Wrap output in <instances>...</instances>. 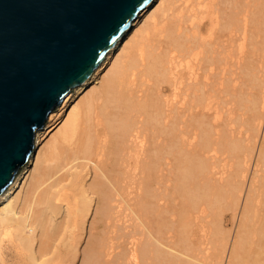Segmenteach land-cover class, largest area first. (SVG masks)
Here are the masks:
<instances>
[{"label": "bare ground", "instance_id": "obj_1", "mask_svg": "<svg viewBox=\"0 0 264 264\" xmlns=\"http://www.w3.org/2000/svg\"><path fill=\"white\" fill-rule=\"evenodd\" d=\"M259 51H264V0H154L88 82L67 95L36 133L28 165L0 197V264H102L110 253H100L102 245L118 262V245H108L115 234L109 231L111 239L100 244L98 225L122 223L127 216L133 218H125L129 223L132 216L139 221L128 223L136 228H129L128 237L126 227L121 234L129 238L127 264H243L251 253L253 263L244 264H264V252L254 247L264 239V224L256 223L264 211ZM247 126L252 134L246 140ZM191 152L199 162L196 176H202H190L201 182L195 187L192 179L194 207L222 200L235 215L240 210L232 244L230 235L218 240L216 227L210 247L172 233L175 241L169 229L165 236L163 203L157 208L154 199L151 207L146 198L161 190L164 175L177 177L178 157L184 161ZM149 209L155 216L159 210L153 216L161 224L151 221ZM109 258L105 264L113 263Z\"/></svg>", "mask_w": 264, "mask_h": 264}, {"label": "water", "instance_id": "obj_2", "mask_svg": "<svg viewBox=\"0 0 264 264\" xmlns=\"http://www.w3.org/2000/svg\"><path fill=\"white\" fill-rule=\"evenodd\" d=\"M154 0H0V197L36 133Z\"/></svg>", "mask_w": 264, "mask_h": 264}, {"label": "rangeland", "instance_id": "obj_3", "mask_svg": "<svg viewBox=\"0 0 264 264\" xmlns=\"http://www.w3.org/2000/svg\"><path fill=\"white\" fill-rule=\"evenodd\" d=\"M260 52V53H259ZM258 52V54H259V61L261 60V55L263 56L264 55V51H259ZM227 101H230V103H231V100L230 99H227ZM230 103L229 102H227V104H224V105H226L223 109H224V111H223V113H226L225 115H226V117H224L225 115L224 114H222V116L224 117V119H226L227 118V109L229 108V107H231L230 106ZM229 104V107L227 106ZM232 105V104H231ZM227 108V109H226ZM212 117V116H211ZM211 117H210V119H211ZM213 118V117H212ZM212 120V119H211ZM213 121V120H212ZM211 121V122H212ZM236 127H239V126H236ZM248 127V126H247ZM207 128V127H206ZM208 129V128H207ZM250 131V132H248V130ZM206 130V129H205ZM205 130H203V128H202V131H205ZM209 130V129H208ZM196 131H198V132H196ZM196 131H194V133L196 132L197 133V136H196V134H194L196 137H198V133H200V131L199 130H196ZM248 132L247 133V135H246V137H244L243 139H246L247 137L249 138V135H251L252 134V132H251V130H250V127H248V128H246V130H245V132ZM244 132V134H246ZM205 133H208V131L207 132H205ZM251 133V134H250ZM202 134V133H201ZM193 135V136H194ZM202 135H204V132H203V134ZM201 135V138L203 137ZM49 136H51V135H49ZM199 137H200V134H199ZM198 137V138H199ZM48 138H50V137H45V141L47 140L48 141ZM197 138V139H198ZM200 138V139H201ZM247 140V139H246ZM197 143V142H196ZM199 143V145H200V143H201V140L198 142ZM195 145V144H194ZM198 145V144H197ZM199 145L198 146H196V147H198V149L200 148L199 147ZM194 146V147H195ZM196 147H195V150H192V149H194L192 146L190 147V148H192L191 149V151H195V155H197V153H198V151H199V157L200 158H204L205 156L204 155H206L207 153L206 152H203V153H205V154H202V152L200 151L201 149H199L198 151H197V149H196ZM194 154H193V156H192V152H191V156L188 158H185L184 157V161H183V157H181V156H179L178 157V159H180L181 161L180 162H178V163H180V165H174V167H176V171L177 170H179V171H177V174L179 175H177L176 174V172H175V174L177 175V177L179 178H177V177H175L174 176V174L172 173V175L170 176V179H168L167 180V178L169 177V175L170 174H168V177H166L167 176V174L166 175H164L165 176V178L163 179L162 178V180H161V182L160 183H162V184H160L162 187H161V190H162V193L163 194H165L164 196H166L165 198L163 197V195H162V193L160 192V195L163 197H161V198H159L160 197V195L159 194H156V193H158L159 192V190H160V186H159V188L157 189L158 191H156V193H154L153 192V196H154V198L152 199L151 197H150V194H148L149 195V197L147 196L146 198L148 199V201L149 202H151L150 203V206L152 207V203H154V205L156 204V201L154 202V199H156V200H161L162 202H159V201H157L158 203H157V205H156V207L158 208V204L159 205H161L160 203H163V205H161L160 207H159V210H161L162 211V213H161V211H160V221L162 222V230H163V228H164V230H163V232H164V234H165V232H166V235L165 236H169L170 235V232H171V234L173 233L174 234V236H176L175 235V233H177V235L178 236H176L175 238L176 239H178L179 240V238H185V236H190V238L191 239H194L196 242H198V241H200V240H204V242H205V244H206V247H210V245L209 244H207L208 243V238L210 237V231H213L214 230V228L216 227L217 229V232H218V234H219V237H218V240H220V239H222L225 235H230L229 236V238H230V240H229V242L232 244L233 243V238L235 237V235H236V233H237V231H238V229H239V225H240V220H241V214H240V210L238 211V213H237V215H235L234 214V212L232 211V209H229L227 206H226V202L224 201V202H222V200H218V203L216 204V205H212V206H210V205H206V203L205 202H203L202 203V201L200 202V204L197 206L196 205V208L194 207V199H197L196 197L194 198L193 196L195 195V189L193 188L194 186H193V183L194 182H196V179H193L192 177L193 176H195V178H200V177H202L201 176V174H200V176L198 175V176H196V173L198 174V172H196V170H198L199 168L197 167L198 165H199V162L196 160V161H194V159H195V156H194ZM190 154L188 153V156H189ZM202 156V157H201ZM204 156V157H203ZM196 157H198V156H196ZM223 157V156H222ZM224 157H226V154H224ZM197 159V158H196ZM204 159H206V158H204ZM200 160V159H199ZM203 160V159H202ZM177 161H179V160H177ZM176 161V162H177ZM175 162V163H176ZM197 162H198V164H197ZM194 163V165H196V169H194V165H193V168H191L192 166V164ZM190 167L192 170H195L194 171V173H195V175L193 174V175H189L190 173L192 174V170H191V172L189 173V171H188V169L189 168H186V167ZM164 167H166V166H164ZM177 167H178V169H177ZM187 169V170H186ZM190 170V169H189ZM175 171V170H174ZM173 171V172H174ZM185 173H188V175H189V177H188V175L187 176H183L184 175V172ZM188 171V172H187ZM200 172V171H199ZM186 175V174H185ZM172 176H174L173 178H171ZM183 176V177H182ZM190 176H192V177H190ZM252 175H251V172H250V175H249V177H251ZM171 179H174V182H173V180H171ZM192 179L194 180V182L192 181ZM249 180V179H248ZM197 182H198V179H197ZM195 183L196 184V186L195 187H198L197 186V184H199V183H201L200 182V180H199V182L198 183ZM249 182H250V180H249ZM184 184V185H182V184ZM168 184V185H167ZM166 186V188H165V186ZM174 185V186H173ZM183 188H182V187ZM199 186H200V184H199ZM168 187V188H167ZM172 187L175 189H180V190H176V191H174L173 189H172ZM193 189H194V191H193ZM160 190V191H161ZM164 190H166L165 192H164ZM176 192V193H175ZM174 193V194H173ZM159 196L158 198L159 199H157V197L156 196ZM153 200H151V199ZM192 198H194V199H192ZM150 199V200H149ZM163 199V200H162ZM189 199H192L191 201L189 200ZM190 201V203L188 204V202ZM188 201V202H187ZM205 203V204H204ZM152 204V205H151ZM188 204V205H187ZM149 206V207H150ZM191 206V207H190ZM155 206H153V208L152 209H155L154 208ZM188 209H187V208ZM190 207V208H189ZM194 207V208H193ZM161 208V209H160ZM262 208H263V206H262ZM151 209V208H150ZM149 209V210H150ZM151 209V210H152ZM150 210V217H151V221H152V219L154 218V216H155V213L154 214H151V211ZM158 209H156V216L157 215H159V210L157 211ZM189 210V211H188ZM260 210H261V208H260ZM259 210V211H260ZM139 211V210H138ZM155 212V211H154ZM157 212H158V214H157ZM130 213H133V212H129V216L131 217L132 215H134V214H130ZM139 213H140V211H139ZM153 213V212H152ZM262 214V215H261ZM154 215V216H153ZM155 216V217H156ZM261 216H263V217H261ZM132 217H134V220H135V216H132ZM153 217V218H152ZM126 218V217H125ZM124 218V220H126V219H129L128 218V216H127V218L125 219ZM259 218L260 219H258L257 221L258 222H256V223H261L262 225L264 224V211L262 210V212L260 211L259 212ZM262 218V219H261ZM131 219V218H130ZM129 219V220H130ZM133 219V218H132ZM131 219V220H132ZM157 218H154L153 219V222L154 223H156V221L158 222V224H161V222L160 221H158V219L156 220ZM123 220V219H122ZM124 220H123V222H124ZM133 220V221H134ZM121 221V220H120ZM133 221H130V223L126 220V223H119V221H117V223L116 222H113L112 223V225H110L109 223H107V225H108V227H107V225H106V227L108 228V230L107 231H105L107 228L106 227H104V223H99V225H98V229H99V232L97 231V235H101V236H98L99 238H101V239H99V243L100 242H102L103 240H104V245L105 244H107V243H105L106 241H105V239L107 240V239H111V236H110V234H112V233H110L109 234V231H111V232H113L114 234V236H112V238L113 239H111V240H113L114 242H115V244L113 243H111L112 241L110 240H107V242H108V245L110 246V245H112V248L113 249H115L116 248V246L118 245V247L119 248H116L114 251H116V254H114V257L115 256H117L116 258H118V259H120L121 261H124L123 263L120 261V260H118V262H115V260L112 258L113 256V254L112 253H114V252H112L111 250L110 251H107V250H105V247H106V249H107V245L105 246V247H103V245L100 247V249H101V251H100V249L98 248V252L100 251V253H105V254H107L108 252H110L109 254H111L110 256H109V254L108 255H104V257L102 256V254L101 255H98V254H100V253H98L97 254V256H102L103 257V261H101L102 262V264H105V260H108V258L110 259L109 261H111V259H113L112 261H113V263L112 264H127V259H126V257H128L127 255H128V248L127 247H129V245H126V242H128V240H129V238H127V241L126 240H124L126 237L125 236H127V234L129 235V233H128V231H130L129 230V228L131 229V227L130 226H133L134 224V222ZM136 221L137 222H139L138 220H135V223H136ZM261 221H263V222H261ZM133 222V223H132ZM128 223H129V228L128 227H126L127 225H128ZM124 224H125V226H124ZM157 224V223H156ZM157 224V225H158ZM122 225H123V227H122ZM259 226H260V224H258ZM111 226V227H110ZM160 226V225H159ZM164 226V227H163ZM104 227V228H103ZM124 227H126V229L124 228ZM166 227V228H165ZM123 228H124V232H123ZM128 228V229H127ZM135 228V227H134ZM134 228L132 227V229H131V231L132 230H134ZM97 229V230H98ZM136 229V228H135ZM165 229H166V231H165ZM170 230V232H169V235H168V231ZM185 230V231H182V230ZM101 230H103V231H101ZM168 230V231H167ZM105 231V232H104ZM101 232H104L103 234L101 233ZM121 232V233H120ZM122 232H123V234L125 235L126 233V235L124 236V235H122L121 236V234H122ZM99 233V234H98ZM180 233V234H179ZM106 235V238H105V235ZM107 234H109L108 236L109 237H107ZM173 234L171 235V237L173 236ZM119 235V237H121V239L120 238H116V239H114L116 236H118ZM181 235V236H180ZM104 236V237H103ZM174 236L172 237V238H174ZM128 237V236H127ZM130 237V236H129ZM170 237V236H169ZM179 237V238H178ZM88 238V237H87ZM174 238V239H175ZM187 238V237H186ZM189 238V237H188ZM212 238V237H211ZM10 239V238H9ZM103 239V240H102ZM176 239H175V241H176ZM123 242L125 243V245L123 244ZM111 243V244H110ZM120 243V244H119ZM262 243V242H261ZM100 244H103V243H100ZM128 244V243H127ZM255 244V243H254ZM254 244H252V247H253V245ZM122 245V246H121ZM264 239H263V243L261 244V246L259 245V247H257L256 246V244L254 245V247H256V248H259V249H256V251H259L260 250V252H261V254L264 252V249L261 251V249L262 248H264ZM99 246V245H98ZM108 246V247H109ZM261 247V248H260ZM111 247H109L108 248V250L110 249ZM126 249V251L124 250V249ZM102 249H104V251H102ZM107 253H106V252ZM259 252V253H260ZM118 253V254H117ZM12 253L11 254H9V261H10V259L12 258ZM105 256L107 257V259H105L104 260V258H105ZM109 256V257H108ZM263 257H264V253H263V255H262ZM101 257V258H102ZM250 257H252L253 259L256 257V255H254V253H251V256ZM263 257H261V259L263 258ZM100 258V259H101ZM251 258V260H253ZM99 258L97 257V259L96 260H98ZM126 259V260H125ZM251 260H250V258L248 259H246V261L247 262H250V263H253V262H251ZM100 261V260H99ZM109 261H106V263H108ZM117 261V260H116ZM264 260H261L260 262H263ZM97 262V264H98V261H96ZM101 262H99V263H101ZM155 262V261H154ZM157 264H159V261L157 260ZM247 262H244V263H247ZM110 264H111V262H109ZM108 263V264H109ZM243 263V264H244ZM249 263V264H250ZM156 264V263H155ZM259 264H262V263H259Z\"/></svg>", "mask_w": 264, "mask_h": 264}]
</instances>
